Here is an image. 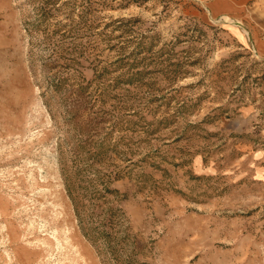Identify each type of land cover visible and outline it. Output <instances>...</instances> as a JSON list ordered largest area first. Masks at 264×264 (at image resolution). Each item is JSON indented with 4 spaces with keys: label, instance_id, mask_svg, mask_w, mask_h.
I'll list each match as a JSON object with an SVG mask.
<instances>
[{
    "label": "rangeland",
    "instance_id": "1",
    "mask_svg": "<svg viewBox=\"0 0 264 264\" xmlns=\"http://www.w3.org/2000/svg\"><path fill=\"white\" fill-rule=\"evenodd\" d=\"M218 0H0V264H264V62Z\"/></svg>",
    "mask_w": 264,
    "mask_h": 264
},
{
    "label": "crops",
    "instance_id": "2",
    "mask_svg": "<svg viewBox=\"0 0 264 264\" xmlns=\"http://www.w3.org/2000/svg\"><path fill=\"white\" fill-rule=\"evenodd\" d=\"M214 5H217L221 12L244 17L247 44L252 46L260 60L264 62V0H218ZM260 85L264 90V71Z\"/></svg>",
    "mask_w": 264,
    "mask_h": 264
}]
</instances>
